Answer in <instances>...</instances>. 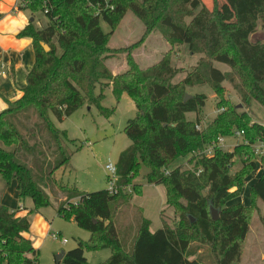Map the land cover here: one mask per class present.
I'll list each match as a JSON object with an SVG mask.
<instances>
[{
    "label": "trees",
    "instance_id": "1",
    "mask_svg": "<svg viewBox=\"0 0 264 264\" xmlns=\"http://www.w3.org/2000/svg\"><path fill=\"white\" fill-rule=\"evenodd\" d=\"M24 1L28 2L23 9L31 17L45 11L42 0ZM225 2L234 19L229 28L216 0H212L211 9L202 0H47L45 27L36 29L31 22L18 35L32 39L34 51L22 95L0 113V178L6 185L14 183L18 196L30 199L33 206L27 216L17 217L0 205V264H39L38 251L23 237L30 227L28 216L50 205L41 187L43 175L52 174L70 160L65 157L49 172L35 162L33 172L18 161L29 154L26 141L38 145L39 156L47 153L52 158L51 152H60L61 143H74L54 122L61 123L85 106L96 107L106 119L114 114L115 107L101 106L108 86L116 102L125 94L136 109L123 129L130 146L116 162L120 189L116 194L62 190L69 206L59 207L58 215L73 219L90 234L88 242L78 241L76 248L65 252L62 262L89 264L85 249H107L110 256L101 264H201L195 259L199 248H194L193 242L207 247L215 264L239 262L251 208L231 202L241 194L246 176L258 168V161L262 171L248 196L251 205L255 200L264 205V153L257 158L252 150L253 145L264 143V125L251 122L246 112L232 105L224 96L223 85H234L241 105L256 103L264 108V42L250 40L258 27L264 30V0ZM127 12L144 26L141 42L158 32L170 46L169 53L173 46L183 45L190 56L200 55L180 81L173 82L182 71L171 66L168 54L154 65L140 68L130 54L136 46L119 50L125 55L126 71L113 75L107 69L109 39ZM100 22L107 24L108 33L101 30ZM214 64L229 71L222 72ZM202 86L212 90L216 110L223 111L198 130L197 116L207 97L194 94L185 99V95L188 88ZM189 113L195 114L194 120H187ZM32 117L38 122L22 136L23 122ZM236 131L243 135L232 151L215 145L212 156L197 154ZM180 158H188L187 166L169 169ZM234 158L242 166L231 172ZM142 168L147 169V184L163 187L166 207L173 209L178 222L171 228L161 216L162 228L151 233L150 222L142 218L127 252L119 239L115 215L141 194L142 185L133 181ZM210 206L218 212L216 221L211 219Z\"/></svg>",
    "mask_w": 264,
    "mask_h": 264
},
{
    "label": "rangeland",
    "instance_id": "2",
    "mask_svg": "<svg viewBox=\"0 0 264 264\" xmlns=\"http://www.w3.org/2000/svg\"><path fill=\"white\" fill-rule=\"evenodd\" d=\"M205 6L212 8V0H202ZM219 10L222 12V20L226 27H230L234 19L225 0H216ZM35 25L43 27L46 25V19L42 13L35 16ZM101 30L104 33L109 32V27L104 22H100ZM144 33L142 23L130 12H127L123 19L117 25L115 32L108 42V50L111 56L105 61V66L112 74L116 75L127 70L126 59L124 53L119 52L121 49L133 47L131 49V58L138 64L140 68H147L157 63L163 56L168 54L171 66L180 69L182 72L173 80L174 83L180 81L186 71H189L199 59L200 55H189L186 46H170L162 38L160 33L151 34L143 42H141ZM250 40L252 42H264V30L258 27V31L254 33ZM124 66L120 68V66ZM222 72H228L229 69L223 65L214 64ZM118 69V71H117ZM225 98L234 106H238L240 111L246 112L251 122H258L264 125V108L256 103H251L248 107L241 105L239 92L233 84L225 83ZM104 98L101 106L110 109L115 107L114 114L106 119L99 115L96 107H83L64 122L57 123L55 126L63 129L69 139L74 143H61L62 149L58 153H45V156H39V148L33 141H26L29 154L25 160H18L24 166L32 168L35 166H43L44 172H49L54 164L62 162L65 157H69V163L61 165L52 174L43 175L44 183L42 189L49 196L50 205L41 209L40 213H32L28 216L30 227L27 234L32 238V243L38 251L39 264H64L62 260H57V256L61 252H67L77 247L78 241L88 242L90 234L80 229L73 219L65 220L58 215L59 207L68 208L65 203V194L62 190L76 188L80 193H92L109 188L108 178L105 171V165L109 162L115 164L117 157L121 151L130 146L129 139L125 136L123 129L128 120L134 118L136 109L133 102L123 94L119 101L116 102L112 94L111 87H104ZM100 90L97 88L96 93ZM204 94L207 99L204 107L198 114L199 127L203 128L209 124L217 115L215 106V96L208 86L188 88L186 95ZM193 114H188L187 119H193ZM24 121L23 119H21ZM38 122L37 118L32 117L30 121H24L25 129L21 131L22 136L27 135V130ZM26 139V138H25ZM241 142V139L232 137L225 138L223 149L232 151V149ZM35 145V146H34ZM12 151L13 147H3ZM44 148V147H43ZM75 149H77L75 151ZM60 153V154H59ZM59 154V156H58ZM187 158L176 160L169 169L179 166H187ZM238 158H234L231 172H236L241 168ZM257 169L246 176L245 185L241 194L231 203H241L244 206H250L249 211V227L245 241L242 246V252L237 264H264V205L255 200L251 205L249 199V189L256 181L260 172L259 162L257 161ZM37 169V168H36ZM147 169L142 168L140 175L134 179L133 183L142 185V191L139 196H133L128 204L122 205L115 215V225L120 233V241L125 251H130L134 235L140 225L141 219H147L150 222L149 229L157 231L162 228L161 216L171 228L177 225L178 216L172 208L164 205L165 193L162 186L155 187L147 184L145 174ZM62 187V189L60 188ZM131 187L127 191L130 192ZM76 202V200H73ZM0 204L8 207L10 211L15 212L17 217H21L23 213L27 216L32 209L30 199H21L15 189V184L6 185L4 180L0 178ZM23 206L25 209L18 211L17 208ZM167 208V210H165ZM165 210L163 213H161ZM42 223V228L40 227ZM51 234H56L58 239L53 240ZM65 239L67 242L62 243ZM194 248H199L195 259L201 264H215L213 257L207 247L193 242ZM110 256L107 249L99 251L84 250V257L89 264H101Z\"/></svg>",
    "mask_w": 264,
    "mask_h": 264
},
{
    "label": "crops",
    "instance_id": "3",
    "mask_svg": "<svg viewBox=\"0 0 264 264\" xmlns=\"http://www.w3.org/2000/svg\"><path fill=\"white\" fill-rule=\"evenodd\" d=\"M229 13L232 14L231 11ZM31 19L36 29L45 27L36 26L34 23L35 17H31L29 11L19 8L18 0H0V113L7 109L8 102H13L22 95V90L26 85L27 74L34 64L32 39L18 36L19 33L31 23ZM123 67V65L120 66V68ZM113 69L116 68H112L111 72ZM187 115L188 114H186V118ZM193 116V119L187 120H194L196 116L195 114H193ZM64 121L65 120L62 122ZM56 128L58 127L56 126ZM58 129L65 131L60 128ZM151 186L159 187L156 185ZM164 206L166 207V204ZM23 209H25L23 206L17 208L18 211H22ZM165 210H167V208ZM25 214L26 213H23L18 216L24 217L26 216ZM40 227L42 228V223H40ZM149 230L151 233L155 232L151 231V229ZM23 237L29 240L34 247L32 238L27 233L23 234ZM34 249L37 250L36 247H34Z\"/></svg>",
    "mask_w": 264,
    "mask_h": 264
},
{
    "label": "built area",
    "instance_id": "4",
    "mask_svg": "<svg viewBox=\"0 0 264 264\" xmlns=\"http://www.w3.org/2000/svg\"><path fill=\"white\" fill-rule=\"evenodd\" d=\"M28 1H24V0H18V7L19 8H24L26 6V3ZM42 4H43V7H44V12H41L43 15H45V13L47 12V0H42ZM223 111V108H220L219 110H216V113H221ZM196 129H200L199 125L196 126ZM242 135H243V132H234L232 138L234 139H242ZM224 139L223 137H220L217 139V142L216 144H212L208 147H206L204 150H202L201 152H198L197 154L198 155H203V156H206V157H210L212 156L213 154V147L216 145L220 148H223V143H224ZM252 150L255 154V156L258 158L260 156L263 155L264 153V143H259V144H255L252 146ZM196 154V155H197ZM105 171H106V174H107V178H108V183H109V188L107 189L108 192L110 194H116L118 192V190L120 189L118 186H117V180H118V177H117V170H116V166L115 164L109 162L108 164L105 165ZM168 172L166 171L165 172V175H167ZM21 209V208H20ZM51 238L53 240H56L58 239V236L56 234H51ZM67 241L65 239L62 240V243L65 244Z\"/></svg>",
    "mask_w": 264,
    "mask_h": 264
},
{
    "label": "water",
    "instance_id": "5",
    "mask_svg": "<svg viewBox=\"0 0 264 264\" xmlns=\"http://www.w3.org/2000/svg\"><path fill=\"white\" fill-rule=\"evenodd\" d=\"M30 21L32 22V19H31ZM53 43H55V40H53ZM41 46H42V48H43V50H44L45 52H48V51H49V47H48L47 45L41 44ZM190 97H191V96H189V95H185V99L190 98ZM203 196H204V194H203ZM209 212H210L211 219H212L213 221H216V220L218 219V212H217V210H215L212 206H210ZM64 254H65L64 252H61V253L57 256V260H58V261H59V260H62L63 257H64Z\"/></svg>",
    "mask_w": 264,
    "mask_h": 264
}]
</instances>
